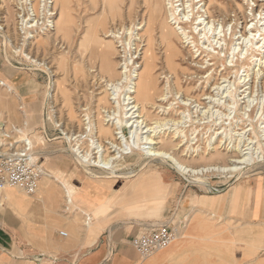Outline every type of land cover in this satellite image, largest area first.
Masks as SVG:
<instances>
[{
  "label": "bare ground",
  "instance_id": "1",
  "mask_svg": "<svg viewBox=\"0 0 264 264\" xmlns=\"http://www.w3.org/2000/svg\"><path fill=\"white\" fill-rule=\"evenodd\" d=\"M0 1L7 3V9L8 3H12L17 11L15 18L20 19L22 42L13 45L7 37L4 38L5 43L25 62L46 69V64L26 52V46L41 47L47 43L45 40L67 35L73 24L68 13L69 0ZM142 1L146 9L141 20L136 23L130 20L129 27L117 31L108 30L104 32L103 39L88 29L78 45L80 48H84V44L87 48L93 46L92 54L99 61V66L97 71L90 70L98 72L104 79V95L98 100L105 106L97 114L87 107L82 109L81 132L73 134L58 122V127L66 132L63 134L65 140L70 144L74 142L72 155L84 167L92 166L111 175L115 174L118 163L125 156L169 164L179 174L192 179L227 178L232 174L242 176L264 166V120L258 127L253 124L257 116L264 119V20L257 19L262 13L260 10H264V4L250 5L247 4L249 0H245L247 7L236 6L238 13L236 11L237 14L225 22L216 20L209 11L214 0H190L185 4L183 0ZM252 6L259 11L256 13ZM4 18L0 17V20L5 23ZM117 18H121L119 13ZM42 23L51 24L53 30L29 36L27 27ZM2 29V33L7 34L4 27ZM156 29L160 34L159 46H164L161 60L155 55ZM121 35L125 38L122 39ZM113 42L119 45L114 47ZM182 50L187 53L190 65L199 70L214 66L213 60L225 64V67L223 64L220 66V77L210 86V93L195 97L192 93L196 86L183 88L176 63L185 60ZM120 54L122 59L119 62ZM238 63L240 67L236 68ZM160 64L162 67L158 68ZM157 69L165 72L157 75ZM224 70L232 72L222 74ZM181 75L189 81L199 76L188 71ZM210 78H213L211 71L199 77L206 81ZM256 84L263 86L259 100L253 94ZM2 86L11 91L9 85L2 83ZM255 106L253 118L250 112ZM68 117L73 119L71 111ZM232 119L236 127L248 123L249 128L246 129L245 125L242 128L231 127ZM195 124L212 127L205 148L197 145L199 132ZM191 126L193 128L188 130ZM85 143L86 146L82 147ZM195 158L198 163L193 165L188 159ZM203 158L210 161L203 163ZM94 177L100 179V173ZM153 177L148 172L137 184V187L143 185L145 198H157L159 193H164L152 181ZM113 178L117 179V176ZM42 179L45 180L44 188L35 194L40 193L41 198L55 191L54 183L58 181L57 177L45 172ZM59 185L65 202L68 201L71 207L76 191L64 182ZM9 189H14L8 194L9 200L10 193L25 198V193L17 188L8 187L3 192Z\"/></svg>",
  "mask_w": 264,
  "mask_h": 264
},
{
  "label": "rangeland",
  "instance_id": "2",
  "mask_svg": "<svg viewBox=\"0 0 264 264\" xmlns=\"http://www.w3.org/2000/svg\"><path fill=\"white\" fill-rule=\"evenodd\" d=\"M249 1L247 4L250 5H253V3L258 6L260 4H264L262 1H259L258 3L255 0L253 2ZM114 3L115 7L113 8ZM236 6H243L244 8L247 7L245 0H214V4L210 6L209 11L216 20L223 19V21L227 22L228 17L238 13ZM0 8H3L0 9V17H5L4 20L7 26V34L3 33V35L0 36V51L2 43L4 47H7L5 53L7 61H20L25 67H30L29 63L23 62L21 55H14L12 52L13 49L5 43V39L7 37L12 41L13 45H18L22 42L20 39L21 35L18 31L17 18H15L17 15L16 7L9 2L7 9V3L0 1ZM252 8L256 13L259 11L256 6H252ZM145 9L146 6H144L142 0H69L68 13L73 20V24L67 35L61 34L55 38L56 41L53 39L45 40L47 43L41 46L43 47L42 49L41 47H36L35 45H31L29 47L26 46V52L29 53L32 58L36 60L38 59V62L42 61L41 63H44V65L46 64L44 67L47 70L43 67L37 68L35 66H31L32 69H34L32 71H19L13 69L15 74L28 72L26 74L30 76L34 86L32 96L36 97L40 102L38 113H36V115L31 114L32 123L27 128H24V133L30 137L34 147L35 157L38 160V164L43 172V175L45 172L58 178V181L54 183V186L60 196L63 197L64 194L61 185H59L60 182H64L77 193V191H79V189L76 190L77 186H80L83 182L106 180L119 181L117 187L120 188L123 186L124 188L122 190L123 193L119 196L121 199L120 203L122 202L127 206L123 207L121 210L117 207L112 209L111 213L115 219V223H113L112 227L117 226L119 231H124L127 235L129 234V236H136L145 231L148 227L156 225L157 223H162L164 216L166 217V212H169L167 214L168 217L173 211V208L168 210L171 200L176 194L181 193L183 190L185 192H193L198 195H206L209 194L210 191L219 193L223 192L226 187H231L235 182L237 184L252 176H259L264 173V166H261L253 169L251 173H247L242 176L232 174L227 178L210 176L201 179H192L179 174L169 164L151 160L143 161L138 157L125 156L124 159L118 163L115 174L111 175L106 173L104 174V172L102 173L99 169L92 166L87 168L84 167L81 163L79 164L76 158L72 155L71 146L74 142L70 144L67 140H65L63 134L66 132H63L64 129L62 127H59L61 129V135L55 131V128L62 124L65 127V130L68 129L67 131H70L73 134L81 132L80 126L82 123V109L87 107L92 112L94 111L95 114H97L101 107L105 106L98 100L104 95L102 91L104 79L98 74V72L92 73L90 70L93 68V71H97L99 66V61L96 57H94V54H92L94 51L93 46L90 45L88 50L85 44L83 45L85 49L80 48L78 45L81 42L82 37L84 38V34L88 29H92V32L96 37L103 39L104 32H108V30L117 31L119 29H123L124 27H129L130 20L133 23L141 20ZM260 12L262 13H260V16H258L257 19L261 18L264 20V10H260ZM117 13L120 14L121 18H117ZM154 35L156 40L155 48L157 46L155 49V55L159 60H161L163 58L162 53L164 51V46H159L160 44L158 42H160V34L157 29L155 30ZM121 38L124 39V35H121ZM40 39L41 38H39V40ZM107 40L112 41V39ZM113 45L116 47L119 44L113 42ZM182 54L185 57V60H178L176 62L179 66V71H181V73L184 71L185 73L186 71L190 73L194 72L199 75L197 79L189 81L188 79H185L179 71H177L179 78L181 77L180 79H182L181 84L183 88L189 87L193 89L196 86V90L192 93V96L195 97L202 94H208L210 86H213V84L217 82L220 77L219 70L222 68L220 66L223 64L225 67V64H221L213 60V63H215L214 66L205 70H199L190 65L188 60L189 57L187 56L185 50H182ZM121 57L122 56L120 54V59L118 58L119 62L122 59ZM246 65L247 64H245V66ZM157 67H162V64ZM239 67L240 63L237 64L236 68ZM212 69L214 70L212 71ZM163 71L159 70L156 74L158 75ZM210 71L213 76L212 79L210 78L209 81L199 79V77L206 75ZM229 72H232V70H224L222 71V74ZM5 88L6 87H4L3 94L0 95V121L6 120L8 124L21 126L24 122H26L25 117L22 116L23 111H20L22 108H20L16 96ZM262 88L263 86L260 84H256L253 87V94L255 93L254 95L257 96L258 100L261 99L260 97L263 95L261 93ZM61 91H63V93ZM69 111L73 113V119L68 117ZM254 112L255 111L252 112L250 117L254 118ZM263 120L264 119L262 117L259 118V116H257L255 117V122L253 124L255 127H258ZM244 125L246 126V129L249 128L247 127L248 123ZM244 125H240V128L244 127ZM194 127H196L199 132L197 136V145L205 148L207 140L212 133V127L208 124H195ZM192 128L193 127L191 126L188 130H191ZM127 136L130 137L129 135ZM85 146L86 143L84 146L82 145V147ZM196 159L197 158L188 160L191 164L196 165L198 163V159ZM208 159L209 158H203L202 162L207 163L210 161V159ZM148 172L152 177L154 176L152 181H155L158 185L162 182H166L167 185L171 183L173 184L172 197H170V199L168 198L166 206L161 213L156 216H150L146 213L149 210L150 205L145 203L147 200H152L153 198L143 197V185L137 187L140 179L147 175ZM99 173L101 178L95 179L94 176H99ZM115 176H117V179L113 178ZM158 176L159 178L157 179ZM42 178L39 183L40 191L43 190V183L45 182ZM12 190L14 189L5 190L2 195H7L9 197L8 194ZM76 193L74 194L75 201ZM23 196L28 197L25 194H23ZM35 197L41 198V194L38 193ZM1 206L3 207V205ZM74 207L75 202L70 207L71 211ZM120 211L123 215L120 214ZM79 224H83V218L81 216L79 217ZM112 227H110V229Z\"/></svg>",
  "mask_w": 264,
  "mask_h": 264
},
{
  "label": "crops",
  "instance_id": "3",
  "mask_svg": "<svg viewBox=\"0 0 264 264\" xmlns=\"http://www.w3.org/2000/svg\"><path fill=\"white\" fill-rule=\"evenodd\" d=\"M3 57L1 49L0 83L8 84L16 96L27 128L40 102L32 96L34 86L28 72L15 74ZM3 91L0 86V95ZM118 184L116 180L83 182L76 188L75 207L69 213L56 190L42 198L10 193L9 200L2 195L0 264H264V173L235 182L216 195L184 190L176 194L168 209L176 210L171 225L186 222L167 248L146 259L132 249L134 236L112 227V209L127 206L120 203L124 188ZM172 185L159 184L164 193L146 201L148 215L161 213L172 197ZM168 213L163 221L169 219ZM80 216L83 224H79Z\"/></svg>",
  "mask_w": 264,
  "mask_h": 264
},
{
  "label": "built area",
  "instance_id": "4",
  "mask_svg": "<svg viewBox=\"0 0 264 264\" xmlns=\"http://www.w3.org/2000/svg\"><path fill=\"white\" fill-rule=\"evenodd\" d=\"M190 2V0H183V3ZM31 21V20H29ZM41 21V20H40ZM32 24V23H31ZM30 25V22H29ZM17 26L19 34L20 31V19L17 18ZM27 27L30 34L34 36L35 33L42 34L48 33L53 30L51 24L42 23L39 26ZM2 27L6 31L5 23L0 20V36L3 35ZM42 27V30L41 28ZM31 40V39H30ZM6 48L1 43L2 53L5 57ZM13 52V51H12ZM14 55H16L13 52ZM6 60V58H5ZM14 69L19 71H31L30 67H25L20 61H7ZM23 62H25L23 60ZM27 63V62H25ZM2 86V83H0ZM50 98V96H49ZM256 110V106L252 109V112ZM250 112V116L252 114ZM230 123L233 128H240V124L235 126V123ZM245 120V119H244ZM24 123L21 126L8 124L6 120L0 121V202L1 205L5 203V199L1 197V193L4 189L17 188L23 191L27 196H34L39 189V183L43 176V172L38 164V160L35 157L34 147L31 143L29 135L24 133ZM61 135V129L55 128ZM69 202H65L64 211L69 213ZM176 210L172 211L169 219L162 223L148 227L142 233L134 236L130 240V245L134 252L142 259H146L156 253L157 251L167 248L178 236V229L183 227L186 220L183 219L177 222L176 225H171L172 220L175 219ZM88 221V218H86ZM65 237V233H60Z\"/></svg>",
  "mask_w": 264,
  "mask_h": 264
}]
</instances>
